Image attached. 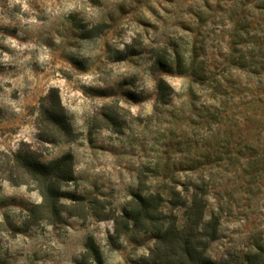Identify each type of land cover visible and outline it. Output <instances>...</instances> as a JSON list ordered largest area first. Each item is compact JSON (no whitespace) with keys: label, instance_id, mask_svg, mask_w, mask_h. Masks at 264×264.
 <instances>
[{"label":"rangeland","instance_id":"obj_1","mask_svg":"<svg viewBox=\"0 0 264 264\" xmlns=\"http://www.w3.org/2000/svg\"><path fill=\"white\" fill-rule=\"evenodd\" d=\"M255 1L0 0V157L70 153L74 172L59 211L0 174V264H149L154 235L125 211L202 180L219 219L207 254L264 258V34L233 36ZM56 100L70 139L44 129Z\"/></svg>","mask_w":264,"mask_h":264},{"label":"trees","instance_id":"obj_2","mask_svg":"<svg viewBox=\"0 0 264 264\" xmlns=\"http://www.w3.org/2000/svg\"><path fill=\"white\" fill-rule=\"evenodd\" d=\"M252 9L258 17H252L249 22L241 19L237 22L233 35L237 45L246 44L243 35L248 34L250 28L254 32V45L259 43L258 32L264 34V0H256ZM238 59L239 68L245 64L249 66V61L243 55ZM252 64L257 65L251 61ZM157 90L160 101L165 103L170 87L160 79ZM42 117L44 129L51 128L55 134L65 139L71 138L70 125L57 100L43 108ZM0 174L14 185L33 183L42 197V207L59 211L61 199L65 197L61 188L74 181L73 157L68 153L43 163L33 153L5 154L0 157ZM207 194L208 184L202 180L199 184L193 182L185 185L182 192L170 187L166 199L159 191H148L132 202L124 213L127 224L154 235V245L147 256L149 264H264V258L256 252L228 254L218 260L207 254L210 243L217 238L219 227L216 215L206 218ZM85 248V255L95 261L100 260L92 239H88Z\"/></svg>","mask_w":264,"mask_h":264}]
</instances>
